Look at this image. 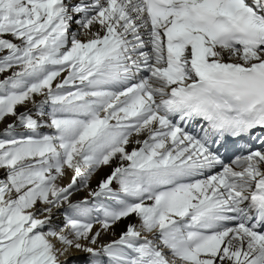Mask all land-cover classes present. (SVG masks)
<instances>
[{"label": "snow or ice", "instance_id": "snow-or-ice-1", "mask_svg": "<svg viewBox=\"0 0 264 264\" xmlns=\"http://www.w3.org/2000/svg\"><path fill=\"white\" fill-rule=\"evenodd\" d=\"M0 264H264V0H0Z\"/></svg>", "mask_w": 264, "mask_h": 264}, {"label": "bare ground", "instance_id": "bare-ground-1", "mask_svg": "<svg viewBox=\"0 0 264 264\" xmlns=\"http://www.w3.org/2000/svg\"><path fill=\"white\" fill-rule=\"evenodd\" d=\"M73 27L75 28V25H73ZM29 107H31V105H29ZM24 110H25V109H24L23 107L18 108V111H24ZM7 122H10V118H9V120H8ZM45 131H47V130L45 129ZM106 172H108V169H107V168H104V169L100 170V171L97 173L96 177L93 179V181H92V185L95 186V184L97 183L98 179L101 178ZM69 175H70V174H69ZM67 182H68V180L66 179V180L64 181V183H67ZM83 195H84L83 192L78 193V194H75L74 199L82 198ZM130 222H131V223H135V222H136L135 217L130 218L128 221H125L124 223H130ZM120 227H123V225H121ZM116 231H117V236H118V235H119V232H120V228H117ZM104 239L107 240V239H110V237H107V236H106V237H104Z\"/></svg>", "mask_w": 264, "mask_h": 264}]
</instances>
